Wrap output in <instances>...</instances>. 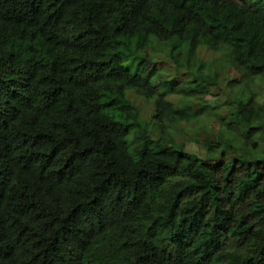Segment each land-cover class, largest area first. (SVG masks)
<instances>
[{
  "label": "trees",
  "instance_id": "16d2710c",
  "mask_svg": "<svg viewBox=\"0 0 264 264\" xmlns=\"http://www.w3.org/2000/svg\"><path fill=\"white\" fill-rule=\"evenodd\" d=\"M263 1L0 0V264H264ZM183 47L221 53L235 100L205 158L173 134L217 72L151 58Z\"/></svg>",
  "mask_w": 264,
  "mask_h": 264
},
{
  "label": "rangeland",
  "instance_id": "374dc122",
  "mask_svg": "<svg viewBox=\"0 0 264 264\" xmlns=\"http://www.w3.org/2000/svg\"><path fill=\"white\" fill-rule=\"evenodd\" d=\"M238 1L249 2L250 0ZM177 53H179L176 57L177 64L169 56L161 52H154L151 55L161 78H176L180 83H188L193 79H197V68L202 61L206 63L203 68L205 75L209 71H215L218 74L217 84L210 85L209 94H202L200 97L193 98L189 101L193 113L197 116V122L180 125L173 134L175 141L182 142L186 151L205 158L207 152L206 142L217 140L222 134L224 137L230 136L228 131H224L223 133L221 131V129H225L224 124L231 121L229 109L235 105L232 89L228 86L230 77L227 74V64L220 52H212L203 47H199L197 55L192 57L186 55L184 47ZM178 62L180 64L179 66ZM250 88L255 93L258 103L263 107L262 110L264 113V78H255L250 83ZM128 95L133 104L140 110L141 120L145 123H150L153 113L152 104L135 96L133 93H129ZM167 99L173 104H176L182 99V96L169 94ZM262 124L264 126V114ZM151 133L153 134V132ZM239 133L243 134L242 127ZM239 139V137L235 139L236 143H238L237 145H240ZM263 148L259 142L258 147L250 149L245 154V157L249 160L262 157V155L264 156ZM235 153L242 154V150L235 149L234 153L224 150V156L227 160H231Z\"/></svg>",
  "mask_w": 264,
  "mask_h": 264
}]
</instances>
